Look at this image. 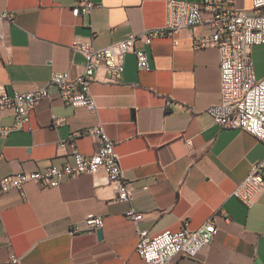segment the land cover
Instances as JSON below:
<instances>
[{
    "label": "crops",
    "instance_id": "1",
    "mask_svg": "<svg viewBox=\"0 0 264 264\" xmlns=\"http://www.w3.org/2000/svg\"><path fill=\"white\" fill-rule=\"evenodd\" d=\"M76 1L0 0V83L10 93L45 85L53 71L82 72L85 57L74 49L76 41L102 49L167 18L168 0H92V13L74 16ZM236 5L250 10L252 0ZM210 33L203 23L184 30L177 45L170 37L155 39L147 46L150 70L139 69L128 54L120 82L97 75L95 110L64 103L54 91L22 128L0 137L1 179L74 163L75 151L93 155L98 143L92 136H78L74 145L68 140L101 123L134 186L131 202L118 200L100 171L55 188L30 182L23 191L1 193L0 264H145L139 229L152 237L179 231L185 221L196 229L213 215L218 232L212 241L195 257L176 255L172 264H264V193L252 207L233 196L252 165L264 161V144L248 131L221 127L208 112L221 101L220 51L197 48L195 39ZM252 58L260 79L264 45L252 46ZM14 121L13 109H0V125ZM130 207L143 213L140 221L128 216ZM90 213L104 217L102 239L84 229Z\"/></svg>",
    "mask_w": 264,
    "mask_h": 264
},
{
    "label": "built area",
    "instance_id": "2",
    "mask_svg": "<svg viewBox=\"0 0 264 264\" xmlns=\"http://www.w3.org/2000/svg\"><path fill=\"white\" fill-rule=\"evenodd\" d=\"M97 4L92 0H77L73 15L92 13ZM13 18V15L10 14ZM207 23L211 33L195 39L197 48L216 47L220 51L221 101L208 109L214 123L221 127L248 131L264 144V77L255 75L252 46L264 45V0H252V8L236 5V0H168L167 18L163 26L143 33H131L125 39L96 49L91 40L74 43V49L85 57L84 70L76 75L69 71H53L45 85L33 91L10 93L0 83V109L11 108L15 113L12 125H0V137L12 130L20 129L30 119L36 105L50 98L57 91L64 103L75 107L97 108L91 87L103 72L104 81L118 83L125 70L128 54L136 56L141 70H150L151 62L147 46L155 39L170 37L175 45L178 36L186 29ZM59 120L54 121L57 125ZM92 136L98 143L96 152L85 156L74 152V163L49 166L44 170L19 171L0 179V194L18 189L30 182L42 188L58 187L65 179L80 174H96L104 171L109 183L115 185L117 199L131 202L133 183L126 179L116 152V142L108 136L103 124L87 127L71 136L68 143L74 145L78 136ZM65 145V144H63ZM264 193V161L254 163L247 177L234 190L233 196L248 207L255 205ZM128 216L138 222L143 213L130 207ZM85 228L96 231L104 224L103 215L90 213L85 218ZM81 229L76 228L73 232ZM218 232L214 215L196 229L188 227L186 221L179 231L165 230L151 236L147 230L139 229L138 252L145 264H172V259L182 253L195 257L207 246ZM14 263L20 261L15 254Z\"/></svg>",
    "mask_w": 264,
    "mask_h": 264
},
{
    "label": "water",
    "instance_id": "3",
    "mask_svg": "<svg viewBox=\"0 0 264 264\" xmlns=\"http://www.w3.org/2000/svg\"><path fill=\"white\" fill-rule=\"evenodd\" d=\"M97 232H98L99 238L102 239L103 236H104V231H103V229H102V228H99V229L97 230Z\"/></svg>",
    "mask_w": 264,
    "mask_h": 264
}]
</instances>
